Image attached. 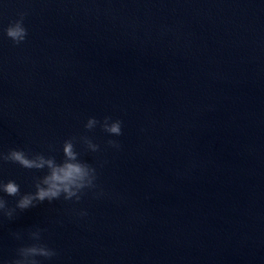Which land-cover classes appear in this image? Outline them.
I'll return each mask as SVG.
<instances>
[{
    "label": "water",
    "instance_id": "obj_1",
    "mask_svg": "<svg viewBox=\"0 0 264 264\" xmlns=\"http://www.w3.org/2000/svg\"><path fill=\"white\" fill-rule=\"evenodd\" d=\"M105 116L122 135L85 129ZM81 135L104 195L0 217V264L36 227L41 264H264V0H0V152ZM39 175L0 162L21 193Z\"/></svg>",
    "mask_w": 264,
    "mask_h": 264
},
{
    "label": "clouds",
    "instance_id": "obj_2",
    "mask_svg": "<svg viewBox=\"0 0 264 264\" xmlns=\"http://www.w3.org/2000/svg\"><path fill=\"white\" fill-rule=\"evenodd\" d=\"M24 14L20 18L9 23L4 29L5 35L15 44H20L27 37V28L23 23ZM99 125L104 132L120 136L122 135V121L105 116L103 120L89 117L84 125L85 129L92 130ZM82 143L91 152H98L100 145L94 143L87 135L70 137L63 142V159L57 161L55 155H45L43 152L29 153L22 148L9 149L7 153L0 152V162H11L20 165L24 169L37 170L43 175L34 176V191L21 193L20 185L13 179L0 178V193L7 196L18 197L14 206H9L4 196L0 195V217L12 220L17 210L24 211L35 207L39 203L59 200L80 201L89 191L93 196L104 195L99 187L97 168L85 160L80 159V153L76 150V144ZM107 144L119 149L118 141L109 139ZM86 216V211L79 213ZM44 230L36 227L30 229L27 236L31 243H22L16 249V255L5 261V264H41L38 257L50 259L57 255L55 249L49 247L42 239ZM17 240L23 239L21 232L13 233Z\"/></svg>",
    "mask_w": 264,
    "mask_h": 264
}]
</instances>
